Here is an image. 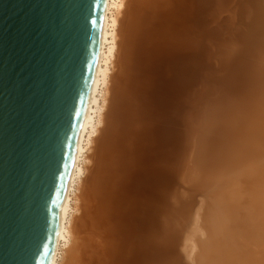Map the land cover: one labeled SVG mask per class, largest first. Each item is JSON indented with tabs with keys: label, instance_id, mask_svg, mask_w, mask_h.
<instances>
[{
	"label": "bare ground",
	"instance_id": "bare-ground-1",
	"mask_svg": "<svg viewBox=\"0 0 264 264\" xmlns=\"http://www.w3.org/2000/svg\"><path fill=\"white\" fill-rule=\"evenodd\" d=\"M129 3L104 0L50 264H264V0H142L128 66Z\"/></svg>",
	"mask_w": 264,
	"mask_h": 264
},
{
	"label": "water",
	"instance_id": "water-1",
	"mask_svg": "<svg viewBox=\"0 0 264 264\" xmlns=\"http://www.w3.org/2000/svg\"><path fill=\"white\" fill-rule=\"evenodd\" d=\"M140 1L131 0L125 21L123 65L132 60ZM103 4L0 0V264H50L96 72ZM118 103L105 142L116 134Z\"/></svg>",
	"mask_w": 264,
	"mask_h": 264
},
{
	"label": "rangeland",
	"instance_id": "rangeland-1",
	"mask_svg": "<svg viewBox=\"0 0 264 264\" xmlns=\"http://www.w3.org/2000/svg\"><path fill=\"white\" fill-rule=\"evenodd\" d=\"M129 4H128V9H127V11H126V14H125V17L127 18V15H128V13H129V11H130V6H131V0H129ZM140 4H141V1H140ZM140 7V6H139ZM139 17V11L137 12V14H136V20H137V18ZM135 20V21H136ZM134 21V22H135ZM162 21V20H161ZM166 21H170V20H166ZM167 23V22H166ZM198 112V111H197ZM200 113V112H199ZM199 113H198V116H199ZM199 118V117H198ZM197 118V119H198ZM197 120H194V123L196 122ZM196 124V123H195ZM187 170H189V169H187ZM100 231L102 232V227L100 226ZM203 233L204 232H201L197 237L199 238V239H201V238H203L204 239V237L203 236H205V233H204V235H203ZM94 235V236H93ZM91 237L93 238L92 239V247H93V250L94 249H96V251L94 250V256L96 257V255L95 254H97V251H98V256H99V258L101 257V259H102V261L104 262V261H106V262H104V263H107V258H108V256H110V253H109V251H110V249H109V247H111V243L112 244H114V240L113 239H110V236L108 235V238L110 239H106V237L105 236H102V234L101 235H98V234H91ZM195 237H196V235H195ZM206 237V236H205ZM198 238H195V239H198ZM106 242V243H105ZM110 242V243H109ZM117 243V242H116ZM188 251L189 252H191V250L193 249V253H195L196 251H197V249H195V245L192 243V240L190 239V241L188 242ZM197 244V243H196ZM107 247V249H106V247ZM107 251V252H106ZM112 251V250H111ZM110 251V252H111ZM96 252V253H95ZM105 252V253H104ZM109 254V255H107V254ZM104 254H106V256L104 255ZM66 258V257H65Z\"/></svg>",
	"mask_w": 264,
	"mask_h": 264
}]
</instances>
